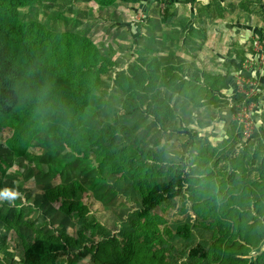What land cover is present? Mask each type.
Here are the masks:
<instances>
[{"label":"trees","instance_id":"trees-1","mask_svg":"<svg viewBox=\"0 0 264 264\" xmlns=\"http://www.w3.org/2000/svg\"><path fill=\"white\" fill-rule=\"evenodd\" d=\"M52 1L0 0V130H10L6 142L15 157L31 146L50 148L60 141L74 163L89 161L98 176L121 195L122 203L131 206L126 211L129 224L118 237L117 231L125 223L119 209L111 210L118 225L109 233L95 235L90 223L78 225L75 234L25 236L3 216L11 225L7 228L21 239V264H147L160 258L170 264L169 258L179 255V247L170 250L163 235L184 241L191 256L208 264H246L241 256L264 238V142L259 138L245 142L241 124L230 119L224 133L215 137V117L209 113L206 121L208 114H203L200 106L212 92L221 91L219 74L205 71L199 76L189 63L183 71L186 76L168 75L169 67H161L155 58L150 59L155 62L150 65L146 57H138L111 77L121 92L133 97L151 90L150 81L165 79V86L172 82L175 109L168 111L167 117L155 118L162 122L179 114L196 120L197 127L186 140L176 142L174 149L168 144L166 151L177 152L180 159L163 160L170 166L162 175L155 168L160 157L155 155L157 163L150 165L139 161L134 156L139 152L137 146L115 144L112 137L106 143L101 131L87 122L90 109L96 110L92 102L110 60L82 32L69 29L58 33L40 22L36 15ZM85 1L100 7L118 0ZM68 2L70 7L77 0ZM203 94L209 95L204 98ZM257 98L255 94L253 99ZM192 102L195 104L187 106ZM221 107L213 105L211 109ZM44 192L49 200L60 202L66 214H71L69 207L76 202L82 205L87 194L78 180H52ZM178 203L189 206L193 215L173 226L170 215ZM75 213L80 217L86 214L83 209ZM98 216L106 221L101 211ZM93 239L96 243L86 245ZM151 240L158 241V246H151ZM82 246L84 252L70 255L80 252ZM258 256L264 264V252Z\"/></svg>","mask_w":264,"mask_h":264},{"label":"rangeland","instance_id":"rangeland-1","mask_svg":"<svg viewBox=\"0 0 264 264\" xmlns=\"http://www.w3.org/2000/svg\"><path fill=\"white\" fill-rule=\"evenodd\" d=\"M41 9L43 11L36 16L49 29L58 33L69 29L82 32L101 54L109 57V68L101 74L92 102L96 110L91 108V115L87 116V122L101 131L106 143L112 137L115 144L137 146L139 152L134 156L149 165L157 163L155 155L160 157V165L155 164V168L164 175L170 164L162 161L180 159L177 152L166 151L168 144L174 149L176 142L186 140L197 127L196 120L191 121L187 115L184 118L179 114L171 115L162 122L155 118L167 117L168 111L175 109L177 101L172 96V82L165 86V79L150 81L151 90L136 97L115 86L111 79L114 73L138 57H146L150 65L157 62L163 68L169 67L168 75L174 72L177 76H186L183 71L189 63L199 76L205 71L219 74L223 83L221 91L212 92L200 106L203 114H208L206 121L211 115L215 117V137L218 138L230 119L247 128L245 135L241 131L245 142L258 138L264 142V0H118L100 7L85 0H77L70 7L68 0H54ZM28 16L26 14V18ZM151 58H155V62L150 61ZM255 94L256 100L253 99ZM208 95L203 94V97ZM214 97L216 101H212ZM213 105L222 107L211 109ZM163 108L166 110L162 111ZM207 129H210L209 124ZM9 133L8 129L0 130V193L9 190L17 196L15 199L0 197V264H21L22 260L19 234L7 228L11 225L1 218L3 216L14 222L25 236L75 234L78 225L90 226V223L96 229L95 235H99L109 233L112 226L117 227L118 221L111 210L120 209L125 223L118 229L117 236L125 232L129 224L126 211L131 206L122 203L121 195L98 176L89 161L74 163L73 155L60 141L50 148L31 146L24 155L15 157L8 152ZM52 180H78L87 193L86 200L82 205L76 202L69 207L71 214H66L60 202H53L45 195V188ZM108 183L111 185L112 181ZM81 209L86 212L84 217L75 213ZM100 211L107 217L106 221L98 216ZM192 215L189 206L178 203L171 212L170 225ZM92 220L101 224L96 225ZM163 237L170 250L179 247V255L170 257V264H208L191 256L189 246L185 248L184 241L176 242L180 240L176 236ZM166 242L163 247L168 246ZM94 243L96 239L86 245ZM149 244L158 246V241L151 240ZM80 250L70 255L85 251L83 246ZM255 254L245 258V263L256 264L259 256ZM165 261L166 258H160L149 260L147 264H164ZM261 261L258 260V264H262Z\"/></svg>","mask_w":264,"mask_h":264},{"label":"crops","instance_id":"crops-1","mask_svg":"<svg viewBox=\"0 0 264 264\" xmlns=\"http://www.w3.org/2000/svg\"><path fill=\"white\" fill-rule=\"evenodd\" d=\"M224 129H225V126H224V128L222 129V132L220 133V135H222V133H224ZM236 151V149L235 150H233V152L232 153H234ZM229 157H230V155H229ZM261 252H264V238L262 239V241H261V243L258 245V246H256V247H251L250 248V250H249V252H248V254L247 255H244V256H241L242 258H249V256L253 253H256L255 255H259Z\"/></svg>","mask_w":264,"mask_h":264},{"label":"clouds","instance_id":"clouds-1","mask_svg":"<svg viewBox=\"0 0 264 264\" xmlns=\"http://www.w3.org/2000/svg\"><path fill=\"white\" fill-rule=\"evenodd\" d=\"M17 196L16 192L5 190L4 192L0 193V197H7L10 199H15Z\"/></svg>","mask_w":264,"mask_h":264},{"label":"built area","instance_id":"built-area-1","mask_svg":"<svg viewBox=\"0 0 264 264\" xmlns=\"http://www.w3.org/2000/svg\"><path fill=\"white\" fill-rule=\"evenodd\" d=\"M246 130H247V128L244 129V127L242 126V133H243L244 135H245L246 132H247Z\"/></svg>","mask_w":264,"mask_h":264}]
</instances>
